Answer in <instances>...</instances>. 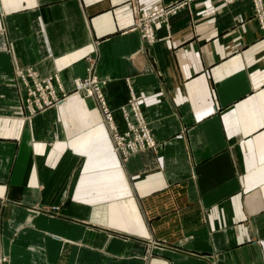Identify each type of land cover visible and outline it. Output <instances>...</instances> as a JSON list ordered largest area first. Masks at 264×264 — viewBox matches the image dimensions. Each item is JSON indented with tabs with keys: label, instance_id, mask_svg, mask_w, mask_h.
I'll return each mask as SVG.
<instances>
[{
	"label": "crops",
	"instance_id": "crops-1",
	"mask_svg": "<svg viewBox=\"0 0 264 264\" xmlns=\"http://www.w3.org/2000/svg\"><path fill=\"white\" fill-rule=\"evenodd\" d=\"M178 1L0 0V257L264 264V35L250 0H196L141 38L135 13ZM88 56L118 130L131 87L157 151L122 161L71 94ZM26 68L70 96L28 117Z\"/></svg>",
	"mask_w": 264,
	"mask_h": 264
},
{
	"label": "built area",
	"instance_id": "built-area-1",
	"mask_svg": "<svg viewBox=\"0 0 264 264\" xmlns=\"http://www.w3.org/2000/svg\"><path fill=\"white\" fill-rule=\"evenodd\" d=\"M226 3H233L236 0H224ZM256 16H258L264 30V0H252ZM176 5L168 10L160 8L155 12L141 16L138 18L136 28H138L144 40L153 41V32L148 26L155 22L159 17L165 18L171 11L181 8ZM167 18V17H166ZM166 18L164 19L166 21ZM164 22V21H163ZM141 24V26H138ZM146 24V26H144ZM17 80L19 85V93L21 103L26 109L28 117L36 115L37 112L49 108L53 104L57 106L66 100L68 95L64 92L63 86L59 83V75L57 73L40 78L37 72L32 69H22L17 71ZM106 81L98 78L95 73L94 65L91 63L87 69L85 79H74L73 88L76 93L83 94L85 97L92 98L99 109L103 122L107 126L114 151L119 154L123 153V160H127L129 156L146 150H156L158 144L151 136V132L146 123L144 114L141 110L139 101L132 88L129 87L130 98L126 105L121 107L122 117L125 123V130L119 131L114 120L113 111L108 106L107 99L104 94V86ZM61 95H63L61 97ZM123 149V150H121ZM120 157V158H122ZM0 264H9L6 258L0 261Z\"/></svg>",
	"mask_w": 264,
	"mask_h": 264
},
{
	"label": "rangeland",
	"instance_id": "rangeland-1",
	"mask_svg": "<svg viewBox=\"0 0 264 264\" xmlns=\"http://www.w3.org/2000/svg\"><path fill=\"white\" fill-rule=\"evenodd\" d=\"M193 1H196V0H181V1H178V2H175V3H173V4H170V5H168V6H162V7H159V8H157V9H155V10H153V11H151V12H149L148 14H150V13H152V12H155L156 10H158V9H160V8H165V10H168V9H170L171 7H173V6H176V5H181V3H185V4H182V6H181V8L179 7V8H177V9H175V10H173V11H171L165 18H166V21L164 20L165 18H163V17H159V19H157L155 22H161V23H166L167 22V20H168V17L172 14V13H174L175 11H178V10H180V9H184V8H186L191 2H193ZM222 2H223V4H226V5H231V4H234V3H236V2H238V1H240V0H236L235 2H233V3H226L224 0H221ZM251 1V3H252V14H253V16H252V18H253V20L257 23V26H258V28H259V30L262 32V34L264 35V30L262 29V24H261V21H260V18H259V13H258V16H256V13H255V10H254V6H253V1L252 0H250ZM263 12H264V6H263ZM141 17V14L139 13V12H137V13H135V24L136 23H138V18H140ZM164 21V22H163ZM155 22H153V23H155ZM153 23H151V28H152V25H153ZM139 32L141 33V31L139 30ZM141 35H142V33H141ZM141 38H143V36H141ZM146 41V40H145ZM147 42V41H146ZM87 61H88V67H87V69L89 68V66L91 65V63L94 61V58H92V57H90V56H88V58H87ZM26 69H30V68H26ZM25 70V69H24ZM87 71V70H86ZM38 74V73H37ZM59 75V74H58ZM39 76V75H38ZM86 76H87V74H86ZM86 76H84V77H82V78H78V79H85V77ZM40 78H44V77H41V76H39ZM75 79H77V78H75ZM17 80V79H16ZM17 83H18V89H19V85H21L19 82H18V80H17ZM73 90H74V88H73ZM65 92V91H64ZM71 94H79V93H76L75 91H73ZM66 95H68V94H66ZM79 95H81L82 97H84V98H88V99H91V100H93L92 98H89V97H85L83 94H79ZM63 95H61V97H62ZM69 96H70V94H69ZM68 96V97H69ZM106 97V96H105ZM94 101V100H93ZM108 103V102H107ZM23 106V105H22ZM21 106V108H22V112H26V109L24 108V107H22ZM55 106H57L56 104H53L52 106H50L49 108H46V109H43L42 111H39V112H37L36 113V115L37 114H39V113H42V112H44V111H46V110H48V109H50V108H53V107H55ZM108 106H109V104H108ZM110 107V106H109ZM122 107V106H121ZM121 107L119 108V111H120V113H121V115H122V111H121ZM112 110V109H111ZM113 111V110H112ZM28 113V112H27ZM123 116V115H122ZM105 124V123H104ZM106 126V125H105ZM107 127V126H106ZM149 128V127H148ZM149 130H150V128H149ZM150 132H151V130H150ZM151 136H153L152 135V133H151ZM154 138V137H153ZM157 142V144H158V141H156ZM160 148V145L158 144V147H157V149L156 150H152V151H157L158 149ZM121 150H123V149H121ZM138 153H140V152H138ZM138 153H136V154H138ZM136 154H133V155H131V156H129V158L130 157H132V156H134V155H136ZM118 155V157H122V155H123V153L121 152V151H119V154H117ZM128 158V159H129ZM127 159V160H128ZM121 160L122 161H126V160H123V157L121 158ZM54 210H57L58 208L57 207H54L53 208ZM1 258V257H0ZM7 259V258H6ZM8 260V259H7ZM9 261V260H8ZM9 263H10V261H9ZM11 264V263H10Z\"/></svg>",
	"mask_w": 264,
	"mask_h": 264
},
{
	"label": "bare ground",
	"instance_id": "bare-ground-1",
	"mask_svg": "<svg viewBox=\"0 0 264 264\" xmlns=\"http://www.w3.org/2000/svg\"><path fill=\"white\" fill-rule=\"evenodd\" d=\"M138 26H141V24H139ZM144 26H146V24H144ZM148 27H149V28H148L149 30H152V28L150 27V25H149ZM59 83L61 84L60 79H59ZM61 86H62V85H61ZM3 258H5V257H1V258H0V261L3 260ZM7 262L9 263L8 260H7ZM9 264H10V263H9Z\"/></svg>",
	"mask_w": 264,
	"mask_h": 264
}]
</instances>
